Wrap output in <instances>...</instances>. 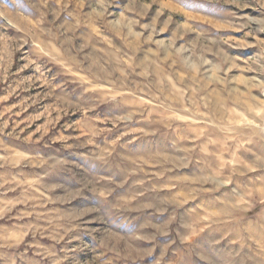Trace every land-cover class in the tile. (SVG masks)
I'll use <instances>...</instances> for the list:
<instances>
[{
  "label": "rangeland",
  "instance_id": "374dc122",
  "mask_svg": "<svg viewBox=\"0 0 264 264\" xmlns=\"http://www.w3.org/2000/svg\"><path fill=\"white\" fill-rule=\"evenodd\" d=\"M0 264H264V0H0Z\"/></svg>",
  "mask_w": 264,
  "mask_h": 264
}]
</instances>
